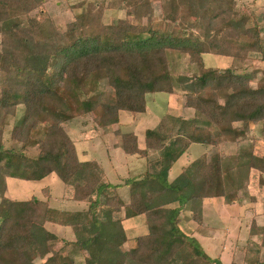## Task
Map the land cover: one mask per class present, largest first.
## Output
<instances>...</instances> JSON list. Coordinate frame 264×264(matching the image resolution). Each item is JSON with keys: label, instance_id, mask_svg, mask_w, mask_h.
<instances>
[{"label": "trees", "instance_id": "obj_1", "mask_svg": "<svg viewBox=\"0 0 264 264\" xmlns=\"http://www.w3.org/2000/svg\"><path fill=\"white\" fill-rule=\"evenodd\" d=\"M46 1L0 0V264H79L77 255L83 264H222L181 229V212L189 210L202 225L204 199L234 203L252 172L264 187V152L251 144L232 154L203 153L175 178L168 175L192 143H236L258 124L264 142V68L257 80L241 71L251 55L264 62V2L260 12L247 13L237 0H82L62 30L42 9ZM106 8L125 15L105 22ZM203 54L228 57L230 64L198 70ZM183 63L190 71H177ZM179 91L194 117L166 114L145 130L142 148L124 145L130 134L113 129L121 113L145 112L150 93ZM18 106L7 146L3 135ZM89 115L148 163L124 180L127 201L104 179L99 162L79 155L64 127ZM52 173L85 209L7 195V178L41 181ZM138 215L148 231L126 248L122 221ZM47 223L69 227L74 240L56 248ZM250 236L259 247L247 264H264V222L253 224Z\"/></svg>", "mask_w": 264, "mask_h": 264}, {"label": "rangeland", "instance_id": "obj_2", "mask_svg": "<svg viewBox=\"0 0 264 264\" xmlns=\"http://www.w3.org/2000/svg\"><path fill=\"white\" fill-rule=\"evenodd\" d=\"M82 0H47L43 6L44 12L53 18L56 25L60 29H65L68 22L74 19V15L80 12L82 8L73 7ZM91 1V0H88ZM95 1V0H92ZM111 0H105V4H109ZM264 0H237V7L243 9L244 12L249 13L252 9L260 12V4ZM112 3V2H111ZM154 14H160L159 3L153 4ZM257 8V9H255ZM35 14V13H33ZM124 11L118 8L105 9L104 21H115L118 18L124 17ZM264 28V23H261ZM259 55H251L248 62L244 63L241 71L249 75L253 80H257L261 76V69L264 68V62H262ZM230 64V58L225 56H219L214 54H203L196 63L198 70H205L207 67H217L220 70L225 69ZM183 69L190 71L186 64H182L177 68L178 72ZM105 84V83H103ZM252 84H255L252 82ZM185 98L179 91L175 94L157 92L147 95V104L145 112L137 115H130L127 113L120 114V121L113 126L114 130H119V134L129 133L128 138L122 142H125L128 148H140L143 146L141 143V137L143 136V130L145 128H152L156 126L162 116L166 114L179 115L185 118L194 117V110L186 107ZM21 106H18L16 117L10 120V123L6 126L3 135L5 145H9L10 130L14 122L17 121L19 114H21ZM157 117L160 118L157 122ZM144 124V125H143ZM64 127L71 138L74 140L75 146L79 155L82 158L93 159L103 164L106 169L107 179L116 185V192L125 198L127 196L128 186L123 185L124 180L127 177H132L141 173L148 166L146 160L135 159L133 157V163L125 164L126 152L124 146L118 143L119 137L111 129V132L103 131L95 126L92 121V116L77 117L64 124ZM129 141V142H128ZM13 144H16L13 142ZM253 145L256 152H264V142L261 139L260 124L251 125L250 131L247 133L245 139H241L239 142H221L216 146H204V144H197V146H204L202 151L198 148L195 150L196 154L207 153L208 155L215 154L222 151L224 153L232 154L242 146ZM195 147H192L194 149ZM205 148L207 151H205ZM84 154V155H81ZM189 156L195 157L194 150L190 151ZM138 157V156H137ZM186 156H180L173 166L171 167L169 179L175 177L182 165H186ZM130 158H128V162ZM127 166L128 169L127 170ZM153 168H149V170ZM8 196L10 198L26 200L33 196L37 197V200L49 201V207L51 208H64V209H85L87 203L69 201L71 198V191L67 190L64 183L60 178L52 173L46 176L41 181H27L16 178H7ZM47 189V194L45 193ZM254 198V200H252ZM66 199V200H65ZM206 205L203 207V216L207 225L198 231L201 234V244L205 251L210 256H220L223 264H247V260L254 256L253 250L259 247L258 238L250 236V230L254 225H261L264 222V187L258 183V176L256 172L251 173V178L246 188L238 192L237 201L231 204H225L223 198L216 197L208 199ZM204 205V204H203ZM189 210L184 209L181 212V216L190 214ZM191 216V214H190ZM124 221V220H123ZM122 221L123 228L129 237H133L140 231H132L130 227L140 224L139 218H132L126 222ZM185 226V225H184ZM46 227L53 231L52 225L47 223ZM136 228V227H134ZM184 231V230H183ZM58 240L56 242V248H59L64 244V240L72 241L74 236L69 239L65 232L57 230ZM185 232V231H184ZM189 234L188 232H185ZM134 239V238H133ZM133 239L125 245V247L131 246ZM48 253L47 248L40 250L37 261H42L45 254ZM262 258H264V249L262 250ZM79 264H83V257L77 255Z\"/></svg>", "mask_w": 264, "mask_h": 264}, {"label": "crops", "instance_id": "obj_3", "mask_svg": "<svg viewBox=\"0 0 264 264\" xmlns=\"http://www.w3.org/2000/svg\"><path fill=\"white\" fill-rule=\"evenodd\" d=\"M159 119L160 118H158L157 117V122L159 121ZM144 125V124H143ZM155 127V126H154ZM153 128V127H152ZM147 128H145L144 130H143V136L141 137V143L144 145V143H143V141H144V132H145V130H146ZM197 144H199V143H192L190 146H189V148H188V150L183 154V155H181V157L182 156H186V162H185V164H187L188 162H190L191 160H193V159H195V158H197L199 155H200V153H198V154H196V149L198 148V150L200 149L201 151H202V149H203V147L204 146H206V145H204V146H197ZM140 148H142L143 146H139ZM192 147H195L194 149H192ZM192 150H194V153H195V157H190L189 156V154H190V151H192ZM205 151H207L206 150V148H205ZM133 157L135 158V159H143V160H146L145 158H143V157H137V155L136 154H128V153H126L125 154V159H124V162H125V164H131V163H133ZM128 158H130V161L128 162ZM102 165V167H103V170H104V179L107 181V182H110V183H112L111 181H109L108 179H107V175H106V169H105V167H104V165L103 164H101ZM173 166V165H172ZM184 165H182L181 166V168L183 167ZM147 168V167H146ZM181 168H180V171H181ZM127 170H129L128 169V166H127ZM146 170V169H145ZM145 170H143V171H141V173L142 172H144ZM170 171H171V169H170ZM179 171V172H180ZM169 174H170V172H169ZM169 177V176H168ZM173 178H175V177H173ZM173 178H171V179H173ZM170 179V180H171ZM8 186V185H7ZM7 192H8V190H7ZM7 195H8V193H7ZM120 197L123 199V200H125V201H127L128 200V190H127V196H125V198L124 197H122L121 195H120ZM218 198V197H217ZM208 199H212V198H206V201L208 200ZM66 200V199H65ZM67 200H69V201H71L72 199L71 198H68ZM73 201H75V200H73ZM77 202H81V201H77ZM48 203H49V201H48ZM82 203H85V202H82ZM204 205H203V207L206 205V202H205V199H204V203H203ZM54 208H56V207H54ZM58 209H64V208H58ZM64 210H71V211H75L74 209L72 210V209H64ZM76 210H82V209H76ZM189 212V211H188ZM132 218H139V221L138 222H140V224H138V225H134V227H136V228H134L133 226H132V228L130 227V229L132 230V231H140V230H142L141 231V233H139V234H137V235H135V236H133V237H129L128 236V234L126 233V235H127V238H128V243H129V241H131L134 237H136V236H138V235H142V234H145V233H147V231H148V228H147V224H146V220H145V216L144 215H138V216H135V217H132ZM132 218H128V219H124V221L123 222H126L127 220H129V219H132ZM180 218H181V222H180V227H181V229L182 230H184L185 232H188L189 234H191L192 236H194L195 238H197L198 239V241L201 243V240H203V239H201V234H199L198 233V231H202L201 229L204 227V226H206L207 225V223L205 222L204 224H202V225H199V224H197L195 221H193L191 218H190V214H185L184 216H180ZM204 219H205V216H203V221H204ZM49 224H51V223H49ZM52 225V224H51ZM185 225V226H184ZM204 225V226H203ZM52 228H53V231H57V230H61L62 232H65L66 233V235L69 237V239H71L73 236H74V234L72 233V231H71V229L69 228V227H64V226H60V225H52ZM57 233V232H56ZM202 245V244H201ZM204 248V247H203ZM205 250V249H204ZM208 254V253H207ZM209 255V254H208ZM219 256V255H218ZM213 257V256H212ZM214 257H216V256H214ZM220 259H221V257H220ZM223 264V263H222Z\"/></svg>", "mask_w": 264, "mask_h": 264}, {"label": "water", "instance_id": "obj_4", "mask_svg": "<svg viewBox=\"0 0 264 264\" xmlns=\"http://www.w3.org/2000/svg\"><path fill=\"white\" fill-rule=\"evenodd\" d=\"M35 201H37V199H35Z\"/></svg>", "mask_w": 264, "mask_h": 264}]
</instances>
